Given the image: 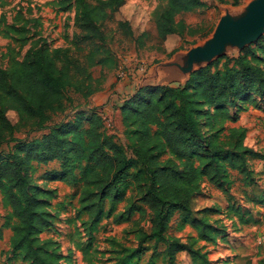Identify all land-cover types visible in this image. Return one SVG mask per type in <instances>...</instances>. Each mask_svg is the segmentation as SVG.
<instances>
[{
    "label": "trees",
    "instance_id": "trees-1",
    "mask_svg": "<svg viewBox=\"0 0 264 264\" xmlns=\"http://www.w3.org/2000/svg\"><path fill=\"white\" fill-rule=\"evenodd\" d=\"M74 1L80 31L74 49L52 47L40 38L42 44L32 45L21 60L0 68V205L10 210L5 227L12 232L15 259L30 264H59L62 259L53 240L40 239L54 220L48 208L55 191L41 188L33 177L37 165L58 162L60 168L46 174L79 188L78 216L87 217L82 222L85 231L105 219L132 222L141 240L136 254L154 241L155 252L164 246L168 264H177L179 254L187 256L189 264H213L197 245L215 244L224 230L205 217L196 218L192 203L206 184L231 200L235 175L245 187L255 183L249 162L264 161V154L247 145L246 128L228 124H236L239 112L247 110L239 108L241 102L254 103L259 97L264 103V58L250 46L237 57L220 58L193 72L184 85L138 88L119 108L134 160L105 131L96 108L84 111L86 119L66 120L39 138H17L16 125L32 122L42 130L74 103L71 94L89 100L101 90L91 69L106 63L103 27L125 2ZM167 1L168 9L156 22L163 43L173 35L184 36L178 16L204 5L203 0ZM117 24L126 35H134L128 21ZM255 47L264 55V37ZM10 112L16 113V124ZM199 212L233 214L241 224L250 222L232 203L225 211L206 207ZM175 218L180 229L191 227L197 238L184 243L170 235ZM147 220L149 234L141 227Z\"/></svg>",
    "mask_w": 264,
    "mask_h": 264
},
{
    "label": "rangeland",
    "instance_id": "rangeland-1",
    "mask_svg": "<svg viewBox=\"0 0 264 264\" xmlns=\"http://www.w3.org/2000/svg\"><path fill=\"white\" fill-rule=\"evenodd\" d=\"M125 5L113 15L114 20L106 22L104 33L106 43L103 55L104 66H96L91 73L96 79L95 86L101 90L96 98L85 100L81 95L71 94L74 103L65 112L54 115V119L40 130L32 122L16 125L15 136L20 139H35L50 132L51 128L76 117L86 119L87 109L96 108L104 120L105 131L125 147L132 160V142L126 136L121 123L119 108L139 87L147 85L179 86L184 84L185 76L177 67H170L165 73L166 65L175 63L183 65L187 54L198 48L210 38L219 22L224 18L228 23L240 19L244 8L251 11L256 0H203L204 5L189 13L181 14L176 22L184 28V36L173 35L163 43L157 34L156 22L168 9L167 0H124ZM259 15L263 16L262 9ZM77 8L74 0H0V68L10 67L14 59L21 60L32 46L42 44L40 38L52 47L75 48L76 36L80 32L75 25ZM5 18L3 21L2 18ZM129 22L134 35H126L119 30L117 21ZM142 33H146L143 35ZM264 37V30L259 37L245 48L253 46L258 57L264 58L256 44ZM244 48V49H245ZM243 49V50H244ZM242 50V51H243ZM242 51L233 50L223 57H237ZM213 60L206 66L211 65ZM166 66V68H164ZM264 68V63L262 64ZM196 66L194 67V69ZM221 68V65H219ZM165 76V77H164ZM161 79V80H159ZM154 84V85H153ZM160 86V85H159ZM239 121L229 126L246 128L247 145L264 154V103L256 97L255 102H241ZM109 109V110H107ZM16 124V113L8 114ZM36 165V164H35ZM60 163L37 165L33 177L35 183L55 194L50 198L48 211L54 216L51 228L40 236L42 241L53 240L62 258L59 264H168L164 246L154 250V241L141 245L138 225L128 222L115 224L112 219H105L96 226H82L87 217L78 216L79 188L51 180L46 174L58 170ZM249 167L254 171L255 183L245 187L235 175L236 182L231 189L232 199L206 184L201 195L197 196L192 206L196 218L205 217L213 225L224 230L215 244L200 242L197 247H204L213 264H264V161L251 160ZM238 179V180H237ZM229 203L241 207L248 224H241L238 217L231 214H200L206 207L226 210ZM123 206L119 207V211ZM8 208L0 205V264H30L22 258L15 259L10 245L12 232L5 227ZM138 215L134 217L135 220ZM144 231L150 233L149 221L142 223ZM90 232V233H89ZM170 235L190 243L197 238L191 227L180 229L177 218L171 223ZM262 241V242H261ZM126 261V263H124ZM177 264H189L184 254L177 256Z\"/></svg>",
    "mask_w": 264,
    "mask_h": 264
},
{
    "label": "water",
    "instance_id": "water-1",
    "mask_svg": "<svg viewBox=\"0 0 264 264\" xmlns=\"http://www.w3.org/2000/svg\"><path fill=\"white\" fill-rule=\"evenodd\" d=\"M244 10L245 13L238 20H232L228 23L223 18L210 38L187 54V61L183 65L171 63L166 66L177 67L181 70L183 72L182 76L186 75L185 84L193 72L205 67V65L230 51L236 49L242 51L252 41L259 39L264 30V17L258 21L251 15L248 9L244 8ZM195 66L196 68L194 69ZM160 86L163 85L160 84Z\"/></svg>",
    "mask_w": 264,
    "mask_h": 264
},
{
    "label": "bare ground",
    "instance_id": "bare-ground-1",
    "mask_svg": "<svg viewBox=\"0 0 264 264\" xmlns=\"http://www.w3.org/2000/svg\"><path fill=\"white\" fill-rule=\"evenodd\" d=\"M254 3L251 7L250 13L254 18H256V20L259 21L261 18L264 17V15L263 16L259 15V13H260L259 10L262 9V11H264V0H256V4H254ZM262 13L264 14V12H262Z\"/></svg>",
    "mask_w": 264,
    "mask_h": 264
},
{
    "label": "crops",
    "instance_id": "crops-1",
    "mask_svg": "<svg viewBox=\"0 0 264 264\" xmlns=\"http://www.w3.org/2000/svg\"><path fill=\"white\" fill-rule=\"evenodd\" d=\"M209 43H210V42H209ZM164 68H166V67H164ZM169 68H170V67H167V68L165 69V71H164V72H165V73H168V72H167V70L169 71ZM164 77H165V76H164ZM185 79H186V77H185ZM159 80H161V79H159ZM153 85H154V84H153ZM157 85H160V84H157ZM135 92H136V91H135ZM94 96H95V95H93L91 98H93ZM91 98H90V99H91ZM93 101H95V106H97V107H98V106H99V104H98V103H96V98H93ZM107 110H109V109H107Z\"/></svg>",
    "mask_w": 264,
    "mask_h": 264
},
{
    "label": "built area",
    "instance_id": "built-area-1",
    "mask_svg": "<svg viewBox=\"0 0 264 264\" xmlns=\"http://www.w3.org/2000/svg\"><path fill=\"white\" fill-rule=\"evenodd\" d=\"M263 239H264V237H263ZM262 242V241H261Z\"/></svg>",
    "mask_w": 264,
    "mask_h": 264
}]
</instances>
